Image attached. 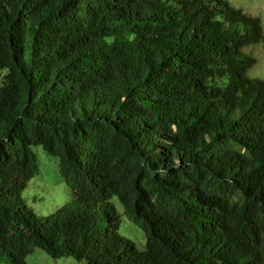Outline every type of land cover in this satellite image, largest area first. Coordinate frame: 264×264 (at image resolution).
<instances>
[{"label": "trees", "instance_id": "1", "mask_svg": "<svg viewBox=\"0 0 264 264\" xmlns=\"http://www.w3.org/2000/svg\"><path fill=\"white\" fill-rule=\"evenodd\" d=\"M263 43L261 19L227 0H0L4 264L36 249L264 264V80L246 52ZM33 148L75 198L50 217L22 198Z\"/></svg>", "mask_w": 264, "mask_h": 264}, {"label": "rangeland", "instance_id": "2", "mask_svg": "<svg viewBox=\"0 0 264 264\" xmlns=\"http://www.w3.org/2000/svg\"><path fill=\"white\" fill-rule=\"evenodd\" d=\"M232 6L242 9L246 14L254 18H260L264 28V0H227ZM252 55L257 63L249 71L250 78L264 80V43L257 47L246 50ZM37 160L38 173L27 183L22 198L26 204L40 217H50L56 211L66 205L73 204V193L66 187L63 179L59 176L58 161L47 156L41 148L31 149ZM131 226L130 224H128ZM126 225L122 228V235L133 240L136 244H144V238L140 231ZM6 253L0 250V264H4ZM28 264H86L77 262L71 257L52 259L42 249L36 251L27 258Z\"/></svg>", "mask_w": 264, "mask_h": 264}, {"label": "clouds", "instance_id": "3", "mask_svg": "<svg viewBox=\"0 0 264 264\" xmlns=\"http://www.w3.org/2000/svg\"><path fill=\"white\" fill-rule=\"evenodd\" d=\"M5 253H6V252H5ZM5 258H6V257H5ZM5 258H4V259H5Z\"/></svg>", "mask_w": 264, "mask_h": 264}]
</instances>
